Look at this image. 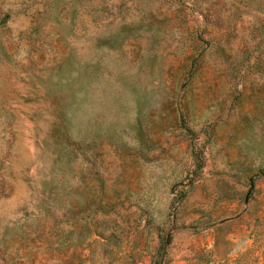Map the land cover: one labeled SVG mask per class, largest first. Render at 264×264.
Returning <instances> with one entry per match:
<instances>
[{
  "label": "rangeland",
  "instance_id": "1",
  "mask_svg": "<svg viewBox=\"0 0 264 264\" xmlns=\"http://www.w3.org/2000/svg\"><path fill=\"white\" fill-rule=\"evenodd\" d=\"M0 264H264V0H0Z\"/></svg>",
  "mask_w": 264,
  "mask_h": 264
}]
</instances>
